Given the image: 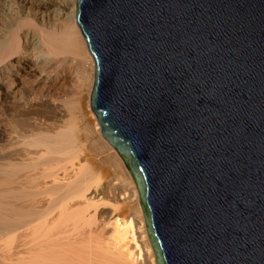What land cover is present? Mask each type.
Masks as SVG:
<instances>
[{
	"label": "water",
	"instance_id": "1",
	"mask_svg": "<svg viewBox=\"0 0 264 264\" xmlns=\"http://www.w3.org/2000/svg\"><path fill=\"white\" fill-rule=\"evenodd\" d=\"M77 23L157 264H264V0H77Z\"/></svg>",
	"mask_w": 264,
	"mask_h": 264
},
{
	"label": "bare ground",
	"instance_id": "2",
	"mask_svg": "<svg viewBox=\"0 0 264 264\" xmlns=\"http://www.w3.org/2000/svg\"><path fill=\"white\" fill-rule=\"evenodd\" d=\"M34 23L48 30L24 28ZM75 79L95 126L53 99ZM94 86L77 0H0V100L16 114H0V264H157L137 187L92 111Z\"/></svg>",
	"mask_w": 264,
	"mask_h": 264
},
{
	"label": "rangeland",
	"instance_id": "3",
	"mask_svg": "<svg viewBox=\"0 0 264 264\" xmlns=\"http://www.w3.org/2000/svg\"><path fill=\"white\" fill-rule=\"evenodd\" d=\"M24 16H25V18L24 17L22 18V20L24 19L23 22L27 21V20H33L32 19L33 17L30 18L32 16V15L30 16V14H26ZM28 18H30V19H28ZM39 26L40 25H38L37 23H34V27H30V28L24 27V28L35 30V31L37 29L36 32H38L40 30H44V31L48 30V28L46 29V27H42V26L39 27ZM52 28H55V27L51 25V29L49 28V30H52ZM56 29H58V27H56ZM75 81H76V83H75ZM77 84H79V83H77L76 79L73 82L69 81V82H62V83L58 84L56 86V89L53 92L54 93L53 99H55V103H57V104L68 105V107L71 109L72 114L83 111L86 115H88L87 120L89 121V123L92 126H95L96 123L94 121V118H92L93 116L91 114V110L89 111V108H87L88 107V103H87L88 97L86 96L87 94H85L86 90L82 89L80 87V85L77 86ZM80 89H82V90H80ZM24 91L25 90H23V93H24ZM1 103L2 102L0 100V104ZM2 104H1V106H2ZM8 105L9 104L5 103V105H3L2 107L0 106V114L2 115L5 113L6 114V115H4V117H5V116H7V114L9 115L12 113V115H10V116L14 117L16 114H15L14 110H10V107ZM1 108H3V110ZM0 145H3L2 141H0ZM0 156H1V152H0Z\"/></svg>",
	"mask_w": 264,
	"mask_h": 264
}]
</instances>
